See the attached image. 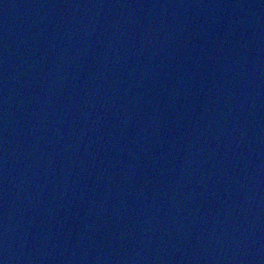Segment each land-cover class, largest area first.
I'll list each match as a JSON object with an SVG mask.
<instances>
[{
  "label": "water",
  "instance_id": "obj_1",
  "mask_svg": "<svg viewBox=\"0 0 264 264\" xmlns=\"http://www.w3.org/2000/svg\"><path fill=\"white\" fill-rule=\"evenodd\" d=\"M0 264H264V0H0Z\"/></svg>",
  "mask_w": 264,
  "mask_h": 264
}]
</instances>
